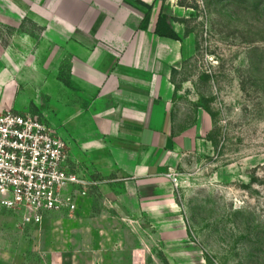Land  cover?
I'll use <instances>...</instances> for the list:
<instances>
[{"label":"rangeland","instance_id":"rangeland-1","mask_svg":"<svg viewBox=\"0 0 264 264\" xmlns=\"http://www.w3.org/2000/svg\"><path fill=\"white\" fill-rule=\"evenodd\" d=\"M56 5L0 0V110L62 132L42 90L78 73L62 54L73 41L67 28L51 22ZM153 8L181 44L160 98L176 131L196 132L194 149L145 177L101 174L73 150L98 184L73 213L35 222L0 211V264H264V0H155Z\"/></svg>","mask_w":264,"mask_h":264},{"label":"crops","instance_id":"crops-1","mask_svg":"<svg viewBox=\"0 0 264 264\" xmlns=\"http://www.w3.org/2000/svg\"><path fill=\"white\" fill-rule=\"evenodd\" d=\"M92 1L57 0L51 22L67 28L73 41L62 54L78 76L44 85L56 114L47 118L78 141L71 151L87 155L99 173L145 177L195 147L196 132L176 131L168 101L160 98L181 44L156 34L155 0H139L151 7L145 29L147 11L135 0Z\"/></svg>","mask_w":264,"mask_h":264},{"label":"built area","instance_id":"built-area-1","mask_svg":"<svg viewBox=\"0 0 264 264\" xmlns=\"http://www.w3.org/2000/svg\"><path fill=\"white\" fill-rule=\"evenodd\" d=\"M97 173L37 115L0 110V211L35 222L73 213L98 184Z\"/></svg>","mask_w":264,"mask_h":264},{"label":"trees","instance_id":"trees-1","mask_svg":"<svg viewBox=\"0 0 264 264\" xmlns=\"http://www.w3.org/2000/svg\"><path fill=\"white\" fill-rule=\"evenodd\" d=\"M134 3L141 5L144 8H147L148 10L151 9L150 6H147L146 4L142 3L139 0H135ZM148 17L149 13H146L143 21H142V28L145 29L148 24ZM156 34L160 37H166L174 40H178L179 38L176 36V34L171 29V26L167 23V18L164 15H160L157 26H156Z\"/></svg>","mask_w":264,"mask_h":264}]
</instances>
